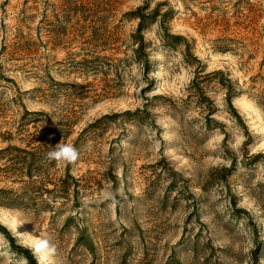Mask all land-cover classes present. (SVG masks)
<instances>
[{"label":"rangeland","instance_id":"374dc122","mask_svg":"<svg viewBox=\"0 0 264 264\" xmlns=\"http://www.w3.org/2000/svg\"><path fill=\"white\" fill-rule=\"evenodd\" d=\"M139 6L191 56L148 25L144 72ZM24 112L67 123L78 160L25 177L4 154L37 144ZM0 225L37 264H264V0H0ZM0 264H28L1 233Z\"/></svg>","mask_w":264,"mask_h":264},{"label":"trees","instance_id":"16d2710c","mask_svg":"<svg viewBox=\"0 0 264 264\" xmlns=\"http://www.w3.org/2000/svg\"><path fill=\"white\" fill-rule=\"evenodd\" d=\"M146 7L145 6H139L136 9L128 12L127 14L130 15L132 18H135L137 20V27L134 31V33L131 34V42H132V59L137 64H140L142 66V69L144 72H147V70L150 68V62L148 57V44L144 39L143 31L146 29L148 25L151 24H157L160 28L162 38L165 41V44L171 48H182L181 53L183 55L191 56L190 55V47L187 42V40L180 35L177 34H171L167 30L166 22L171 17L172 11L171 9H167L166 11L160 13L158 8L153 9L151 12L145 13ZM201 81L199 82L197 77L193 79V81L190 84V91H192L193 97H196V102L199 104H207L208 109H210V104H208L210 101L205 96V93L203 91V88L200 85ZM221 84H225L224 87L226 88V94H225V102L227 105L228 110L234 114L237 118L238 115L235 112V109L232 107L231 101H232V94H233V88L231 85V82L229 79H226V83H224L223 80L220 79ZM213 111L209 112V115L212 114ZM43 117V119L41 118ZM28 118V119H27ZM22 122L24 120H27L23 125H26L28 123L33 122H42L40 131L37 134L36 140L37 144L30 147L29 150L24 149H16L10 147L6 149L4 152L10 156V154H13L12 156L17 161L18 169L24 173L25 177H28L30 179H45L43 176L45 174V169L43 167L44 164L48 162L46 159V155L48 152L52 151L55 146L59 144H65V141L69 135V127L67 123L62 122H52L51 119L42 112H24L21 115ZM209 122V121H208ZM11 150L13 152H11ZM11 158L13 159V157ZM55 161H49V163L52 165ZM67 176V173H65ZM49 182V181H48ZM28 184V183H26ZM52 188L48 189L45 187L44 192L48 194H54V196L57 195H65L68 183L65 179H61L59 181H54L51 183ZM0 233L6 238L8 245L14 250L15 252L19 253L28 264H37L35 257L33 256L31 250L27 247H23L21 245H16L14 243V237H12L8 231L0 225Z\"/></svg>","mask_w":264,"mask_h":264},{"label":"clouds","instance_id":"9594fccd","mask_svg":"<svg viewBox=\"0 0 264 264\" xmlns=\"http://www.w3.org/2000/svg\"><path fill=\"white\" fill-rule=\"evenodd\" d=\"M79 158V152L74 145L71 144H57L55 148L48 152L46 159L49 161H55L63 163L64 165L74 164ZM34 254L41 257V260H47L55 255L56 248L51 245L49 240L41 239L33 244Z\"/></svg>","mask_w":264,"mask_h":264}]
</instances>
